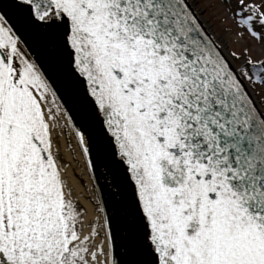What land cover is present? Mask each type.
Instances as JSON below:
<instances>
[{
  "label": "snow or ice",
  "instance_id": "6c2138e0",
  "mask_svg": "<svg viewBox=\"0 0 264 264\" xmlns=\"http://www.w3.org/2000/svg\"><path fill=\"white\" fill-rule=\"evenodd\" d=\"M0 264H264V0H0Z\"/></svg>",
  "mask_w": 264,
  "mask_h": 264
},
{
  "label": "rangeland",
  "instance_id": "374dc122",
  "mask_svg": "<svg viewBox=\"0 0 264 264\" xmlns=\"http://www.w3.org/2000/svg\"><path fill=\"white\" fill-rule=\"evenodd\" d=\"M209 15H211V11H210Z\"/></svg>",
  "mask_w": 264,
  "mask_h": 264
}]
</instances>
